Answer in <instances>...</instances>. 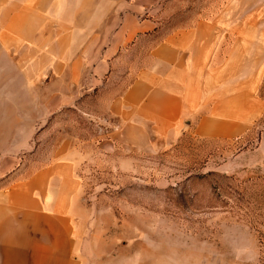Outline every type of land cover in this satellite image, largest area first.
<instances>
[{
    "label": "crops",
    "instance_id": "obj_1",
    "mask_svg": "<svg viewBox=\"0 0 264 264\" xmlns=\"http://www.w3.org/2000/svg\"><path fill=\"white\" fill-rule=\"evenodd\" d=\"M156 30L123 0H0V264H108L84 242L75 134L62 133L51 160L28 170L54 114L82 112L98 135L90 160L106 156L115 168L184 128L231 136L249 121L240 100L259 75L251 42L234 41L236 29L215 18L162 39ZM124 65L126 86L82 111Z\"/></svg>",
    "mask_w": 264,
    "mask_h": 264
},
{
    "label": "rangeland",
    "instance_id": "obj_2",
    "mask_svg": "<svg viewBox=\"0 0 264 264\" xmlns=\"http://www.w3.org/2000/svg\"><path fill=\"white\" fill-rule=\"evenodd\" d=\"M123 1L157 23L154 39L215 18L236 29L234 41L251 42L252 70L259 75L251 96L245 92L240 100L249 121L231 136L204 137L184 128L115 168L106 156L90 160L98 135L82 112L65 108L39 130L28 170L51 160L62 133L75 134L88 211L84 242L108 264H264V0ZM126 72L120 67L80 109H98L102 90H122Z\"/></svg>",
    "mask_w": 264,
    "mask_h": 264
},
{
    "label": "trees",
    "instance_id": "obj_3",
    "mask_svg": "<svg viewBox=\"0 0 264 264\" xmlns=\"http://www.w3.org/2000/svg\"><path fill=\"white\" fill-rule=\"evenodd\" d=\"M260 245H261L262 253H263V256H264V234H261Z\"/></svg>",
    "mask_w": 264,
    "mask_h": 264
}]
</instances>
